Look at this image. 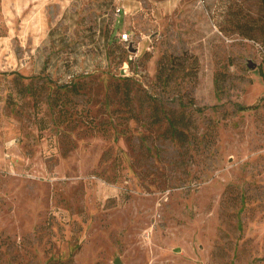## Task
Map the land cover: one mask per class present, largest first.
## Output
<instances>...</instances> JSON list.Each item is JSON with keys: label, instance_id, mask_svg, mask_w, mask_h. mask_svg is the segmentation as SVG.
<instances>
[{"label": "rangeland", "instance_id": "rangeland-1", "mask_svg": "<svg viewBox=\"0 0 264 264\" xmlns=\"http://www.w3.org/2000/svg\"><path fill=\"white\" fill-rule=\"evenodd\" d=\"M124 4L0 0V264H264L261 0Z\"/></svg>", "mask_w": 264, "mask_h": 264}, {"label": "trees", "instance_id": "trees-1", "mask_svg": "<svg viewBox=\"0 0 264 264\" xmlns=\"http://www.w3.org/2000/svg\"><path fill=\"white\" fill-rule=\"evenodd\" d=\"M261 7L263 9V19H262V22L260 25H262L264 27V0H261ZM260 25H257L255 28H251L249 27L248 29L245 30V32H243V34L248 37V38H251V39H255V32L257 29H259L260 31H264V28H260L261 26ZM241 28H243V24L241 26ZM263 76V79H264V71H261L260 72ZM244 109V108H242ZM171 135L174 136V137H177L179 139H183L185 138V132L183 130H180L177 126V121H175L173 118L171 119Z\"/></svg>", "mask_w": 264, "mask_h": 264}, {"label": "built area", "instance_id": "built-area-1", "mask_svg": "<svg viewBox=\"0 0 264 264\" xmlns=\"http://www.w3.org/2000/svg\"><path fill=\"white\" fill-rule=\"evenodd\" d=\"M124 1L125 0H115V8H116V13L117 14H120V13H127V7L126 5L124 4ZM121 39L124 40V41H128L131 39V35L130 33L125 30L122 34H121Z\"/></svg>", "mask_w": 264, "mask_h": 264}, {"label": "water", "instance_id": "water-1", "mask_svg": "<svg viewBox=\"0 0 264 264\" xmlns=\"http://www.w3.org/2000/svg\"><path fill=\"white\" fill-rule=\"evenodd\" d=\"M116 264H121V262H120V259H119V258L116 260Z\"/></svg>", "mask_w": 264, "mask_h": 264}]
</instances>
